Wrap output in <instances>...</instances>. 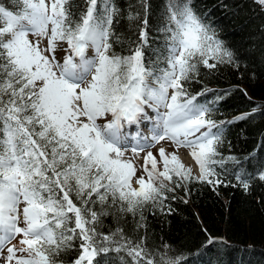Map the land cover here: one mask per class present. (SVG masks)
Returning <instances> with one entry per match:
<instances>
[{
  "label": "snow or ice",
  "instance_id": "obj_1",
  "mask_svg": "<svg viewBox=\"0 0 264 264\" xmlns=\"http://www.w3.org/2000/svg\"><path fill=\"white\" fill-rule=\"evenodd\" d=\"M258 2L264 5V0ZM12 3V8L0 4V251L20 236L19 251L27 256L17 258L15 246L8 247V264L13 260L63 264L57 259L60 253L76 247L73 241L79 240V254L71 264H94L99 254L112 250L126 251L133 264H155L145 260L140 244L128 247L131 242L122 229L98 233L99 216L108 212L94 211L91 205L97 200L108 204L110 196V208L135 215L142 205L166 198L164 181H172L173 173L190 178L191 170L182 171L178 156L173 153L169 159L161 147L163 171H157V159L148 151L143 165L147 180L137 177L139 187H132L136 169L124 159L129 137L122 128L141 120L152 121L150 136L137 134L133 155L171 141L177 148L190 149L200 181L213 183L209 177L215 171L210 165L217 163L213 157L221 131L205 119L208 109L189 96L182 81L190 79L198 63L214 68L209 59L230 62L231 53L184 0H168L165 6L166 23L160 31L165 33L167 67L158 69L159 74L144 64L146 0L141 43L126 56L111 51L113 20L119 14L112 0H86L78 18L69 0ZM30 35L46 38L47 48L41 50L39 40H29ZM58 42L67 45L63 63L55 57ZM89 49L92 56L87 55ZM44 52L52 53L51 58ZM146 108L152 109L154 118ZM101 119L107 122L98 124ZM260 178L264 180V175ZM243 186L247 189L248 184ZM117 234L123 244L114 239Z\"/></svg>",
  "mask_w": 264,
  "mask_h": 264
},
{
  "label": "trees",
  "instance_id": "obj_2",
  "mask_svg": "<svg viewBox=\"0 0 264 264\" xmlns=\"http://www.w3.org/2000/svg\"><path fill=\"white\" fill-rule=\"evenodd\" d=\"M146 2L148 43L143 47L144 64L159 74L158 69L167 67L163 59L165 33L160 30L166 23L168 0ZM184 2L209 34L231 53L230 62L209 59L214 68L198 63L190 79L182 81L189 96H195V102L208 109L205 119L214 121L221 131L213 157L217 163L210 165L215 171V176L209 177L213 183L201 182L192 171L188 180L173 174L172 181H164L166 198L142 205L135 215L110 208V196L108 204L101 205L97 200L91 205L93 210L100 212L103 208L108 212L99 216L97 232L107 235L122 229L131 242L128 247L140 244L145 260L153 259L155 264H264V180L260 178L264 175V7L257 0ZM69 3L74 18L86 8V0ZM112 3L119 14L113 20L111 51L126 56L141 43L144 0ZM0 4L14 7L12 0H0ZM217 180L220 183H215ZM71 198L80 206L75 193ZM114 239L124 243L120 234ZM73 243L76 247L57 258L63 264H71L79 254L80 241ZM96 261L133 264L123 250L101 253L94 264Z\"/></svg>",
  "mask_w": 264,
  "mask_h": 264
},
{
  "label": "rangeland",
  "instance_id": "obj_3",
  "mask_svg": "<svg viewBox=\"0 0 264 264\" xmlns=\"http://www.w3.org/2000/svg\"><path fill=\"white\" fill-rule=\"evenodd\" d=\"M263 7H264V5H263ZM29 40H31L33 42H36L37 40H39V48L41 50L47 48V39L46 38L41 39V38H38V37H35V36L30 35L29 36ZM66 48H67V45L65 43H59L58 42L57 48H56V51H55V57H56V60L58 62H60V63H63V58L66 55H68V53L64 51V49H66ZM44 54L46 56H49V58H51V56H52V53H50V52H44ZM92 54H93L92 53V49H89L88 52H87V55L88 56H92ZM148 82L151 83V80L149 79ZM171 91L172 90L170 89L169 90V94H171ZM145 111L147 112V114L150 117H153V118L155 117V113L152 111V109L146 108ZM110 118L111 117L109 116L108 119H110ZM147 121L148 120H144V121L141 120L140 123L146 124ZM106 122H107L106 120H102V119L97 121V123L98 124H101V125H103ZM150 124H151V122H150ZM149 125H148L147 129L146 128H141L140 127V124L139 125L133 124L130 127L128 125H125L122 128V132L125 133V134H127L128 137H129V139L127 141V144L125 145L128 148V151H126L124 153V159L131 161L132 164H133V166H134V168L136 169V174L132 178V187L133 188H138L139 187L135 183L137 177L144 176V178L147 180V175L143 171V165H144V157H146L148 151H151L153 153V155L157 159V171H163V162H162L161 158L158 155L159 149L161 147H163L165 149V154L169 157V159L171 157V154L175 153L178 156V158H179V162L184 165V169L185 170L187 169L185 167H187L188 165L187 164H184V162L182 160V156H184V157H192L191 154H190V152H191L190 149L185 148V147L184 148H182V147L177 148L171 141H168V140H163V141H160V143L155 144L154 146L146 147L145 150L144 151H141L138 156L133 155V153L131 151V148L134 147V146H136L137 143H138V139L136 138L137 137V134H139L140 137H147L148 136L147 135L148 132H150L149 129L151 128ZM203 131H206V129H201V132H203ZM196 135L198 136V135H200V133H197ZM192 138L194 139V137H192ZM195 163H196V161H195ZM196 165L198 166L197 163H196ZM169 167L170 168L173 167V164H172L171 160H170ZM148 168L151 169V163L150 162L148 164ZM156 184L158 186L159 181H156ZM22 207H23V205H21V208ZM21 226H23V225H21ZM20 239H21V237L20 236H17L15 239L11 240V242L8 243L3 248L2 251H0V264H8V262L6 260V258L8 256V252H7V248L8 247L15 246V248L17 249V252H16L17 258H19V257H26L27 256V253H24V252L19 251V249L22 247V245H20V243H19V240ZM11 264H15V260H13L11 262Z\"/></svg>",
  "mask_w": 264,
  "mask_h": 264
},
{
  "label": "bare ground",
  "instance_id": "obj_4",
  "mask_svg": "<svg viewBox=\"0 0 264 264\" xmlns=\"http://www.w3.org/2000/svg\"><path fill=\"white\" fill-rule=\"evenodd\" d=\"M182 148H184V147H182ZM182 160H183L184 164H187L189 167L193 168L196 172H198L196 163L192 157L182 156Z\"/></svg>",
  "mask_w": 264,
  "mask_h": 264
}]
</instances>
